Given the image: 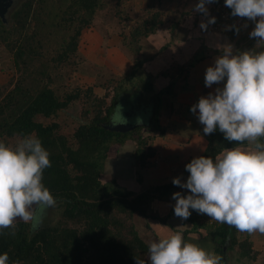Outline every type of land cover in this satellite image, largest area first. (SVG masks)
<instances>
[{"label": "trees", "instance_id": "obj_1", "mask_svg": "<svg viewBox=\"0 0 264 264\" xmlns=\"http://www.w3.org/2000/svg\"><path fill=\"white\" fill-rule=\"evenodd\" d=\"M127 1L23 0L10 12L8 29L0 18V40L11 54L14 67L22 75L0 97V142L10 145L9 139L29 134L41 140L42 146L50 154L51 162V167L43 172L42 182L56 199L53 208L58 211L56 222L44 221L38 230L33 231L30 224L17 221L15 235L11 234L12 229L0 231V254L8 253V264L14 261L20 264H136L135 258L145 259L148 254V244L139 236L132 218L155 219L172 227L166 222L171 210L164 207V211L168 210L166 218L150 215L147 211L152 208L151 202L158 205L160 200L167 201L174 207L175 201L169 197L171 194H190L187 189L174 186L172 181L144 186V179L139 174L140 170L150 165L149 160L156 153L144 144L153 140L150 133H156L159 137L166 133L167 129L160 125V119L169 118L173 113L171 98L176 94L172 83L155 90L153 79L157 80L161 72L146 75L144 81L139 75L145 64H152L151 60H155L160 50L167 47L163 46L155 56L145 59L139 57V47L136 46L140 37L147 38L161 29L163 22L159 19V13L151 14L131 29L128 38L130 44L135 45L138 57L126 73L108 78L106 84L99 82L84 89L75 88L62 96L45 80H50L48 61L63 62L64 65L68 63L70 66V61L75 58V64L80 63L77 59L79 36L93 23L96 12L112 4L119 10ZM147 1L146 13L153 8V4L162 2ZM220 2H215L220 6L212 13L216 22L210 25L211 29L215 25L222 27L239 20V17L231 16L228 22H223L221 14L225 9L221 5L223 2ZM40 30L41 34L47 32L48 36L52 35L50 32L57 34L42 37L44 42L41 46V38L38 37ZM167 30L172 34V28ZM45 43L50 46L47 48ZM51 50L56 51L55 54ZM195 56L189 62V67L203 58L199 54ZM113 84L115 88L109 95L108 86ZM139 85H143L145 92L137 91ZM128 87L139 94L126 93ZM184 87L185 84L180 89ZM97 88H101L104 94L96 95L94 89ZM149 93L150 97L145 96ZM75 102L82 104L81 119L72 125L58 120L62 111ZM37 117L50 122L43 123ZM52 118L55 120L51 121ZM122 120L132 124L131 129L120 132L109 128ZM203 136L206 146L199 156L215 159L224 148L237 146L235 142L226 141L219 131ZM130 143L133 148L128 150ZM123 145L125 151L120 150ZM110 153L115 154L111 156ZM119 154L133 157L134 162L126 180L137 184L140 188L137 191L120 187L117 178L109 183L100 180L106 159L109 161V158ZM192 159L186 160L183 165L182 183L189 175L185 165ZM200 216L204 217L192 211L188 220L176 217L179 226L189 227L183 230L172 227L171 231L181 232L186 242H192V238L200 235L197 244L200 247L204 244L202 241L213 244L212 250L223 257L222 264H228L227 253L235 247L241 256L253 258L247 234L241 239L240 232L234 227L206 222L203 217L199 220ZM199 229L206 231L203 236L198 233Z\"/></svg>", "mask_w": 264, "mask_h": 264}, {"label": "clouds", "instance_id": "obj_2", "mask_svg": "<svg viewBox=\"0 0 264 264\" xmlns=\"http://www.w3.org/2000/svg\"><path fill=\"white\" fill-rule=\"evenodd\" d=\"M215 2L198 0L192 10L208 17L205 5ZM224 5L231 16L254 23L249 38L257 42L251 50L235 52L230 43L217 45L221 55L206 68L204 85L223 83V87L201 96L190 112L198 111L204 135L219 131L237 146L224 148L215 159L202 155L185 165L186 181L177 177L172 184L190 194H172L173 212L188 220L195 211L240 233L264 234V0H224ZM215 22L209 17L199 26L206 30ZM49 155L32 134L18 137L14 145L0 142V231L12 229L15 235L17 221L38 230L47 209L56 206L42 182L44 170L51 167ZM222 260L214 251L186 242L179 231L150 241L147 261L135 258L136 264H222ZM8 261L7 252L0 254V264Z\"/></svg>", "mask_w": 264, "mask_h": 264}, {"label": "rangeland", "instance_id": "obj_3", "mask_svg": "<svg viewBox=\"0 0 264 264\" xmlns=\"http://www.w3.org/2000/svg\"><path fill=\"white\" fill-rule=\"evenodd\" d=\"M11 1V3L5 8L3 11V21L6 24V28L8 29L10 26V12L12 9L17 6L19 3L23 2V0H6L4 3H8ZM162 2H159L160 4H153V8L148 10V13L144 10L145 7L148 5V1L146 0L143 4L139 1H137L136 5H138V8L132 11V6H130L131 0L127 1L124 5V2L122 4L121 9L118 10V8H114L112 5L105 6L104 9L99 10V12H96L93 23L86 29H84L80 36H79V45H78V54L77 59L79 60V64H75V58L74 61H70V66L67 63L66 65L63 64V62H51L48 61V73H49V79H45L49 83L47 84L49 87H51L55 92L62 96L65 93L69 92L70 90H73L75 88H85L88 86H92L96 83L104 82L106 84L107 79L111 78L113 76H119L124 73H126L129 69V67L134 64L136 58L138 57L137 54H135V45L130 44L129 42V33L135 25L140 24V22L145 19L146 17L150 16L154 13H159V19L163 22V25H161V29L151 36H148L147 38H139L137 41L136 46L139 47V57H144L145 59L150 56H155V54L165 45H167L166 49L160 50L159 56H163L165 60H167L169 57H172L173 54L177 53V49L179 47L183 46L182 42L185 39H188L187 32L191 28L189 26H192V23H188L186 26H184V30L181 28H177L178 25L176 23L177 19L179 18V14L176 12V0H161ZM143 7H139L141 5ZM223 4V3H222ZM221 4V5H222ZM178 5V4H177ZM220 6V5H219ZM216 6V10L219 9ZM187 9V7L185 8ZM213 11V10H212ZM213 13V12H212ZM212 15V14H211ZM127 17V18H126ZM167 28H172L173 32L172 34L169 33ZM199 28V26L197 27ZM224 27H218V25H215L211 31L214 33V35H223L224 37L228 36L230 32L225 31L223 29ZM46 34V35H45ZM52 34V35H50ZM50 36H53L57 33H51ZM48 36L47 32L44 34H41V30L38 32L39 42L41 41L40 45L42 46V43L44 42L43 39ZM43 37V39H42ZM38 42V43H39ZM36 43V45L38 44ZM45 46L47 48L50 46L49 43H45ZM52 51V50H51ZM170 51V56L166 54V52ZM56 51H52L53 54H55ZM235 52V50H234ZM80 55V56H79ZM55 57L54 55H52ZM51 56V57H52ZM70 57V59H72ZM158 56L156 57L155 62L160 64V67L155 66V62L152 64H145L143 72L139 71V75L141 76V79L144 81L143 77L147 78L146 75H158L160 73V68L162 69V65L164 62H161L160 59H158ZM164 60V61H165ZM184 60V59H182ZM150 62V61H147ZM189 62H176L173 61V63L170 65V67L167 69V74L171 76L173 79L170 83H172L173 86V92L176 94L180 91L181 86L186 82L187 74L190 73L192 70L191 67H189ZM154 65V66H153ZM166 70V69H165ZM184 75V73H186ZM147 73V74H146ZM192 74V73H191ZM22 75L21 72L18 71L14 64L12 63V57L11 54L8 52V50L4 47V44L0 40V97L4 95L8 90H10L13 85L21 79ZM115 79H113L114 81ZM161 81V76H158L157 80L153 79V85L155 90H158L159 88L164 87V85ZM176 81V82H175ZM115 88V85L108 86V94L111 95L113 93V89ZM153 88V90H154ZM187 88V87H185ZM182 88V89H185ZM137 91L145 92L143 85H139L137 87ZM154 90V91H155ZM94 93L96 95H103L104 91L101 90V88H97V90L94 89ZM131 94H139L138 92L134 93L131 91V89L128 87L126 90V93ZM150 94H145L148 97H150ZM175 94V95H176ZM174 95V96H175ZM141 96V94H140ZM178 96H176V116L171 118L169 121L167 117H162L160 119V125L162 127H165L167 130V134L169 137V140L163 141L162 144H159L156 149L160 148L163 151L161 152H169L170 148H176V135H181L183 139L181 143H183V146L181 143L179 144L181 147L177 148L178 157L181 156V158L186 159V152L181 153L183 148L185 147V144H188L186 142H190L193 135H199V133H203V125H201L198 122L197 119V113L193 114L190 112V108L198 102L197 98L195 97V93L193 96H187L184 101L178 102ZM173 98V97H172ZM171 98V101L173 100ZM109 100V99H108ZM83 111V107L81 102H75L70 103L68 108L62 111V115H59L57 118L60 121H64L67 123V125H72L75 121H78L81 119V112ZM39 121H42L43 123L50 122V120H46L43 117H37ZM55 120V118L51 119ZM124 121V120H122ZM70 132V130H69ZM172 133V134H171ZM204 133L202 134V136ZM204 137V136H203ZM205 138V137H204ZM18 138H12L9 139V144L14 145L16 143ZM132 142V141H131ZM133 144L130 143L131 149ZM145 147H150L151 149H154V145L152 140L145 142ZM120 150L125 151V146L123 145L120 147ZM155 150V149H154ZM160 152V150H159ZM113 153V152H112ZM111 154V156H113ZM117 154V153H116ZM112 159V162H109ZM162 161V168H159L155 172H165L163 174L166 175V173L170 172L173 175V178H176V172H179V168L176 169V167L171 171L167 169L165 166V158L162 156L160 160ZM106 159V165L104 167L103 173L100 177V180L102 183H109L111 179L117 178L116 180L119 181L118 185L123 188L132 189L134 191H137L140 189L137 184H133V182L127 181L129 174L128 171L131 170L133 157L131 158L129 155H121L115 157V158H109ZM150 161V160H149ZM181 161V162H180ZM184 161V162H185ZM180 165L183 166L182 159H179ZM164 163V165H163ZM148 168V169H147ZM143 171H139L140 176L144 179V186H153L156 185L150 181V178L153 176V170L149 171V166ZM128 174V175H127ZM168 175V174H167ZM121 179V180H120ZM117 183V182H116ZM133 185V186H132ZM172 198V194L169 196ZM169 198V199H170ZM151 202V201H150ZM154 202V201H153ZM152 208H149L147 211L148 214L156 215L159 217H167L165 216L168 212V210H171V215L169 219L166 218V222L169 223L173 228H178L180 230H183L185 227L188 226H179L178 221H176V217L174 216L173 207L167 202V201H161L160 204L155 205L152 204ZM168 204V205H167ZM163 205H165L168 210L164 211ZM200 215V214H199ZM204 221H208L209 217L207 215H204ZM58 219V211L56 208H49L44 214L43 222H49L53 223L56 222ZM42 222V224H43ZM132 223L135 225V228L139 232V236L148 244L150 241H155L158 238L164 237L169 234V232L172 230V227H169L158 220H153L149 218H143V217H137L134 216L132 218ZM199 232V231H198ZM244 234L240 236H244ZM259 233L251 234L252 238H255V240H260L261 237H259ZM248 234V238H249ZM200 235L196 238H192V242L198 243L200 241ZM189 239V238H187ZM204 240V239H203ZM204 244L201 246L205 248L208 251H213L212 246L213 244L209 242H204ZM263 242V241H261ZM259 243L256 248L252 247V257L253 259H249L245 256H241L239 254V250L237 247H235L233 250L229 251L227 253L228 257V264H263L264 257H262L263 254H260L259 246L261 245L263 247V243ZM254 245V243L252 244ZM259 249V250H258ZM254 253V254H253ZM145 261H147V255L145 256Z\"/></svg>", "mask_w": 264, "mask_h": 264}, {"label": "crops", "instance_id": "obj_4", "mask_svg": "<svg viewBox=\"0 0 264 264\" xmlns=\"http://www.w3.org/2000/svg\"><path fill=\"white\" fill-rule=\"evenodd\" d=\"M137 1L139 0H131L130 2V6L132 5V9L135 11L138 8V5H136ZM145 1L146 0H140L142 4L143 2L145 3ZM176 2L178 4V5L176 4V12L177 10H179L177 12L179 14V18L176 21L178 25L177 28L178 29L181 28L184 30L185 28L184 26H186L190 22L192 23V26H189V28L190 27L191 28L187 32L188 39L184 38V41L182 42L183 46L179 47V49L176 50L177 51L176 54H173V56L169 57L167 60H165L163 56L158 55V59H160L161 62H164L162 65H165V63L167 64L163 66L162 69L160 68V72H161L160 82H162L163 84L165 83L168 84L173 80L171 76L167 74L168 72L167 69L170 67L173 61H175V59H176V62H187V61H191L194 57H196L195 56L196 54H199L203 58L202 60H199L198 62H196L191 67L192 70L190 71V73L187 74V77L185 80L186 82L184 83L185 87L187 88L184 87L185 89H180V91L172 98L173 99L172 100L173 113L169 116L170 117L169 119L167 118L169 121L171 120V118L176 116V96H178L177 97L178 102L179 101L183 102L187 96H193L195 93V97L197 98V100H199L201 96L206 97L210 92H214V90L217 87H223V83H221L220 85L214 84L211 88H206L204 85V75H205L206 68L209 66H213L215 58L221 55L220 51L217 50V45H223L225 43H230L234 46L235 51H246L249 49H253L257 42L256 39L249 38V33L252 30L248 26L245 27V25H243L239 20L235 21L234 24H230V25L225 24L224 26H222L224 27L223 29H225V31L230 32V34H228V36L226 37H224L221 34L214 35V33L210 31L211 30L210 25H208L206 30H201L199 26L200 23L202 21L206 23L209 17H213L212 12L216 11L215 7L219 6L220 5L219 3L218 4L216 3L206 4L205 7L208 9L209 16L205 17L203 14L194 12L192 10L195 4L198 3V0H176ZM222 2L223 0H221L220 3ZM139 7H143V5ZM186 7L187 9H185ZM198 26L199 28H197ZM233 26H236V27H233ZM237 29H239L238 32H237ZM166 54L170 56V51L166 52ZM155 60L153 59L151 60V62L154 63ZM155 66L158 67L159 69L160 64L158 63V61L157 63L155 62ZM202 134L203 133H199V135H193L190 142H186L188 144H185V147L182 149L183 151L181 153H184V151L186 152L185 154H186L187 160L190 158H197L202 153L203 149L205 148L206 139L202 136ZM150 135L153 137L152 142L154 145V149L156 151L155 156L152 159H150L149 171L153 170V176L150 178V181L152 180V182L157 185V184L171 182L174 179L173 175L170 172L166 173V175L164 176L163 174L165 172H161V173L155 172L159 168H162L161 165H162L163 159L160 160L162 156L165 158V164L167 163L165 166L167 169L172 171L175 167L177 169L179 168L178 166H180V168L178 169L180 171L176 172V178L177 177L181 178V171L183 169V166L180 165L181 161L179 162V159H182V162L184 165L185 158H181V156L178 157V154H180V152H178L177 148L181 147L179 144L183 142L182 141L183 139H186V138H183L181 135L180 136L176 135L175 136L176 143H177L176 148H170L169 152L164 153V152H161L163 151L162 149L160 148L156 149V147L159 144H162L163 141L169 140V137H168L169 134H167V131L162 137L157 136L156 133H150ZM181 145L183 146V143H181ZM164 207L166 206L163 205V208ZM199 230L200 231L198 233H200L202 236L204 235V232H206L203 229L202 230L199 229ZM242 234L244 233H240V235ZM246 234L247 233H245V235ZM247 237H248V234H247ZM259 237H261V241L263 242H261L260 240H255V238H252L251 235L247 239L251 243V250L253 246L256 248V246H258L260 242L263 243V247L260 245L259 248L261 249L260 250L258 249V250L260 254H263L262 257H264V234L259 235ZM241 239H244V237L242 236ZM253 243L254 245H252ZM262 263L264 264V262Z\"/></svg>", "mask_w": 264, "mask_h": 264}, {"label": "water", "instance_id": "obj_5", "mask_svg": "<svg viewBox=\"0 0 264 264\" xmlns=\"http://www.w3.org/2000/svg\"><path fill=\"white\" fill-rule=\"evenodd\" d=\"M6 0H0V18L2 20L3 19V11L5 10V8L11 3V1H9L8 3H4ZM133 125L132 124H129L127 121H121V122H118L112 126H109V128L113 131H120V132H125L129 129H131Z\"/></svg>", "mask_w": 264, "mask_h": 264}, {"label": "built area", "instance_id": "obj_6", "mask_svg": "<svg viewBox=\"0 0 264 264\" xmlns=\"http://www.w3.org/2000/svg\"><path fill=\"white\" fill-rule=\"evenodd\" d=\"M222 8L225 9L224 12H222L221 14V19L223 20V22H228L230 19H231V10L224 5V1H223V4H222ZM233 17V16H232ZM240 22L243 24V25H246L248 26L251 30H253L254 28V23L252 21H248L246 18H239ZM203 216H200L199 220H202ZM211 218L209 217V220L206 221V222H212L215 223V224H218V222L214 221V220H210ZM204 220V219H203Z\"/></svg>", "mask_w": 264, "mask_h": 264}]
</instances>
